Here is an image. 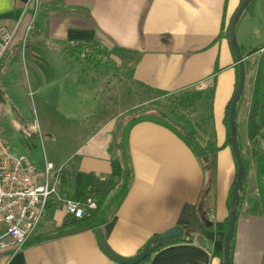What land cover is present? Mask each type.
Segmentation results:
<instances>
[{"label":"crops","instance_id":"0c3cea01","mask_svg":"<svg viewBox=\"0 0 264 264\" xmlns=\"http://www.w3.org/2000/svg\"><path fill=\"white\" fill-rule=\"evenodd\" d=\"M29 2L0 0V28L17 29V32L26 28L33 14ZM241 2L41 0L36 39L37 45H47L44 51L51 57L49 68L53 75L48 76L47 91L58 89L56 95L67 107L63 112L85 118L84 123L100 113L105 115L101 121L83 126L91 136L61 168L59 187L64 197L75 196L76 188L71 192L72 176L93 174L100 180L111 176L114 142L122 115L156 102L159 91L173 95L198 88L201 92L190 108L191 116L183 117L196 142L204 149L213 146L219 149L209 157L213 170H204L192 149L168 128L143 122L130 132L128 154L133 178L129 192L115 216L100 228L110 247L123 257L136 256L153 237L181 227L193 229L197 235L191 242L161 248L146 264H222L215 253L224 249L225 235L216 230V224L229 217L228 200L236 177L235 157L227 146L226 116L239 78L227 28ZM242 18L237 40L247 75L246 63L255 56L250 52L264 48V44L255 47L250 41L253 31L264 39V18L259 19L255 28L254 15L251 22L244 23ZM72 43L95 45L107 51L111 60L103 64L84 61L72 49ZM244 50H247L245 55ZM110 63L124 69L117 70L118 74L109 81L101 71ZM0 71L1 108L4 100L10 98L4 86L6 71L2 63ZM101 75L104 77L100 79ZM255 76L256 73L248 99H241L237 106L238 136L240 140L241 130L243 144H250L247 129ZM122 87H125L123 92ZM115 97L121 102L128 98L129 103L108 118ZM74 101L79 104L78 113L68 107ZM205 187L208 191L202 198ZM257 189L246 188L238 212L237 240H251L245 245L243 256L235 257L233 264H264V217L260 213ZM202 202L206 215L214 223L212 230L206 228L198 215ZM47 211L52 213V223L42 228L39 225L28 243L52 239L25 246L17 254H0V264H118L101 251L95 231L59 234L69 220L62 206L53 203ZM256 250L262 260H258Z\"/></svg>","mask_w":264,"mask_h":264},{"label":"rangeland","instance_id":"374dc122","mask_svg":"<svg viewBox=\"0 0 264 264\" xmlns=\"http://www.w3.org/2000/svg\"><path fill=\"white\" fill-rule=\"evenodd\" d=\"M251 15H254V19H252L253 21L251 20ZM261 18H264V0H253L250 7L246 10L242 22L245 23L252 21L253 28H255V26L258 27L260 22L259 19ZM36 23H38V16H36L35 21L33 22L34 27L32 30L28 31L26 26V28H22L20 32H17L16 39L10 52L1 62L2 69L4 72L6 71L4 86L6 94L10 99L4 100V105H1L0 126L3 131V136L7 140L13 153L26 157L29 162L34 164L40 170L45 168L46 162L53 163L57 172L59 169L64 168L66 161L74 151H76V149L85 143L91 136L88 130H83V126L85 125L88 127L91 124H94L96 120L101 121V117L103 118L105 115L102 116L100 113V116H95L94 119L89 118L88 122L85 120L87 123H84L83 120L85 118L78 119L80 117L70 114L67 115L63 112V109H66L67 107L64 102H61L60 97L56 95L55 90L58 89H49V91H47V88L45 87L48 82L47 79L49 77L52 78L53 75V72L49 68L51 57L44 51V49L47 48L46 44H43L44 47H42L41 44L37 45ZM250 41L256 45L255 47H260L258 45L264 44V39H260V34L257 37L254 31L253 37L251 36ZM79 45H81V47L90 46L89 44ZM71 47L74 49L73 46ZM96 48V46H93L92 50L97 53V55L99 54L97 58L93 56L83 58L81 55L80 58L84 61L96 60L101 64L111 60L109 56L110 54L107 51L103 49H100L99 51ZM258 49L260 48H256V50ZM243 53L245 55L247 50H244ZM263 53L264 50L253 53L255 56L246 63L247 75L242 101L245 97L248 99L247 95H249L251 91L254 73L257 72L258 64ZM122 69L124 68L117 69L115 64L110 63L109 66L107 65L102 69L101 73H104V75L106 74L105 76H108L110 81L114 78V74H118L117 70L120 71ZM94 77L96 78V76ZM102 77L104 76L101 75L100 79ZM115 82L117 84V78L114 79V83ZM100 89L101 88L98 87V90ZM120 91H125V87H122ZM200 95L201 92L198 88H193L186 92L173 95H155L156 99L159 98L156 102L140 106V108L135 110H130L128 113L122 115L120 121H128L133 117H141L143 115L142 111L146 109L150 111L148 114L151 113L159 116L160 113H164L171 116L181 126L184 124L182 127L187 131L189 130L187 124H185V121L187 120H185L183 116L188 114L191 116L190 108H192V104L196 102ZM122 100L123 102L115 97L114 102L109 107L108 118L112 113L117 114L118 111H121L122 107L126 108L127 103H129L128 98ZM77 105L79 104L74 101V104L69 103L68 107L71 108L74 113H78L80 108L77 107ZM98 110L101 112V107H98ZM155 112H158L159 114H156ZM37 126L39 129L35 132ZM83 131H87V133H83ZM239 141L242 147L243 158L247 165L248 177L245 188L250 186L256 191L257 159L259 157L258 155L264 154V139H259L257 145L254 143L243 144L242 131L240 130ZM75 188L76 178L72 176V193L75 191ZM257 192H259L258 189ZM243 197L245 198V193H243ZM258 198L260 201V196ZM251 199H253V196ZM252 204L254 205V201ZM47 212L48 213L44 215L40 224L42 225L41 228L45 225L50 226V223H52L50 220L52 213L49 211ZM260 213L264 217L261 210ZM67 219L71 218L67 216ZM57 220L58 218L56 221ZM249 240H251V238L238 241L236 236L233 261L235 257L240 258L243 256L242 254L245 245ZM258 243L260 246L259 240ZM258 252L259 250L257 251V258L258 260H262L261 257H259Z\"/></svg>","mask_w":264,"mask_h":264},{"label":"trees","instance_id":"16d2710c","mask_svg":"<svg viewBox=\"0 0 264 264\" xmlns=\"http://www.w3.org/2000/svg\"><path fill=\"white\" fill-rule=\"evenodd\" d=\"M243 1L244 0H242V2ZM230 25L231 22L227 28L228 37H229ZM90 46L95 47V45H90ZM96 49L100 51V49L98 48ZM262 50H264V48L255 50L251 53L252 54L257 53ZM75 52L81 55L82 49L76 48ZM157 94L169 95V93L161 92V91L157 92ZM230 104L228 106L227 116H226L227 126L229 121L228 113H229ZM149 112L150 111L145 109L144 111H142L143 115L141 117L138 118L133 117L128 121L123 120L118 125V132L116 133L114 148H113L115 151V155L112 156V161H111L112 174L108 179H106L105 181H101L98 177H96L93 174H84V173H79L76 176V193L73 199L78 201H85L88 198H93L97 203V209L89 211L88 215L81 220L69 219L68 222L64 224L62 231L59 233L61 236L66 234L82 233L85 231H95L97 229H100L102 226L108 223L112 217L115 216L117 210L120 208V206L124 202L129 192V188L133 178V172H132V168L130 167V160L128 154V142H129L130 132L133 129V127L137 124L143 122H153L160 126L170 129L171 131L176 133L192 149L196 157L199 159L200 164L202 165L204 170L206 171L211 169L213 170V167L209 161V157L210 155L215 154L216 152L219 151V149H217L216 146L204 149L194 139L193 132L190 129L189 130L186 129L187 131H185L184 127H182L171 116L164 113H160L159 116H156L151 113L148 114ZM236 117H237V111H236ZM247 132L250 143H254L255 145H257L259 143V139H264V53L259 61L255 76L249 116H248ZM227 146L232 148L229 128H228ZM241 153L246 168V177H245L244 188L241 193V201H240L239 209L243 202V198H244L243 193H245V189H246L245 185L248 177L247 165L243 158L242 147H241ZM258 156L259 157L257 159L256 181H257V188L259 191L258 194L260 196V201H261L260 203L262 206V213L264 215V154H260ZM235 163H236V159H235ZM237 174H238V166L236 163V177L228 200L229 212H230L231 201L233 198V190L237 180ZM207 191L208 188L205 187L202 198L206 195ZM198 215L203 221L205 217H208L205 213L204 202H202L200 207H198ZM228 227H229V217L224 222L216 224V230L223 233L224 235H226L228 231ZM206 228L208 230L213 229V228H208L207 226ZM184 230L185 232H189L191 234V237L189 239H184V238L174 239L170 241L166 246L182 243V242H191L197 235V232L193 229L184 228ZM235 238H236V230L234 233V238L231 246V254H230L231 264H233ZM49 239H52V237L35 240L31 243L26 244V247L36 243L47 241ZM215 255L218 256L221 259L222 264H224V250H222V252L220 253H215ZM151 258L152 255L149 256L142 264L148 263L151 260Z\"/></svg>","mask_w":264,"mask_h":264},{"label":"built area","instance_id":"2783aa9c","mask_svg":"<svg viewBox=\"0 0 264 264\" xmlns=\"http://www.w3.org/2000/svg\"><path fill=\"white\" fill-rule=\"evenodd\" d=\"M40 5L41 0L29 2L33 14L27 25L28 31L34 27ZM16 32L17 29L0 28V65L14 43ZM71 46L81 48L83 58L99 56L91 46L81 47L78 43H72ZM1 78L0 71V90ZM37 127L35 132L39 129ZM62 172L63 169L56 172L54 164L49 162L40 170L26 157L13 153L0 126V254L22 251L53 203L62 206L73 220H81L89 211L97 209L93 198L78 201L61 194L59 186Z\"/></svg>","mask_w":264,"mask_h":264},{"label":"water","instance_id":"95a60500","mask_svg":"<svg viewBox=\"0 0 264 264\" xmlns=\"http://www.w3.org/2000/svg\"><path fill=\"white\" fill-rule=\"evenodd\" d=\"M252 0H244L240 7L237 9L234 14L230 30H229V42L230 46L233 49V52L236 57L239 70L238 84L233 96V99L230 104L229 113H228V128L230 133L231 147L236 159L238 166L237 180L233 190V198L230 205V214H229V227L225 235L224 240V264L230 263V254L231 246L234 238V233L236 230V224L238 220V210L241 201V193L244 188L245 177H246V168L242 159L240 141L238 136V127L236 123V111L237 106L244 94L245 84H246V69H245V59L241 53L240 46L237 40V28L241 21L242 16L250 6ZM204 221L208 228H212L214 223L209 217H205ZM96 239L101 251L118 264H142L149 256L154 254L156 251L165 247L170 241L174 239H189L191 234L185 232L184 228L177 227L173 228L161 235L155 236L150 239L147 244L143 247L141 252L134 257L126 258L117 254L108 244L106 237L101 229L95 230Z\"/></svg>","mask_w":264,"mask_h":264}]
</instances>
